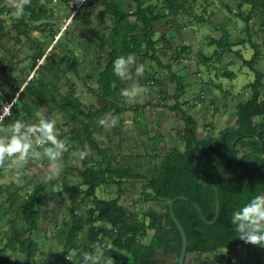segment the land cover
<instances>
[{
    "label": "trees",
    "instance_id": "trees-1",
    "mask_svg": "<svg viewBox=\"0 0 264 264\" xmlns=\"http://www.w3.org/2000/svg\"><path fill=\"white\" fill-rule=\"evenodd\" d=\"M131 1L133 5L122 0H83L82 7L89 8L96 3L103 6L97 21L99 28L94 33L98 41L92 47L95 54L98 53L96 64L93 71L84 76L80 75L78 69L79 54L62 33L58 36L50 35V42L37 37L30 39L32 52L26 64L27 72L33 70L30 77H27V73L15 75V61L4 60L0 55V114L3 103L12 101L11 112L2 116L0 124H7L15 119L34 123L39 120L38 113L45 112L51 118L55 110L61 113L63 120V123H57L59 135L67 137L70 142L65 159L76 144L80 149L85 145L91 149L89 155L80 160V180L62 182V191L69 199V217L56 230V240L61 248L55 252L51 249L41 251L46 264H55L52 259L56 255L63 257L70 251H74V255L67 264H79L83 253L93 250L97 241L105 248L101 264H105L108 259L112 260V264H155L153 257L163 246L179 254L181 236L169 214L168 201L177 195L187 196L200 206L208 221L212 220L215 193L205 177L212 180L218 190L219 213L213 223L204 221L187 200L177 198L172 204L174 215L186 234V250L203 254L224 247L244 245L246 242L239 237L231 223L232 209L251 196L264 192V70L257 68L262 51L252 38L250 25L251 14L256 7L264 9V0H236L237 11H233L228 4L224 5L244 22L246 42L253 50L248 59L239 49L232 48L227 27L212 24L203 13L194 11V5L200 0ZM244 3L250 5L247 12L241 9ZM14 7L9 10H14ZM4 12L5 0H0V36L6 34L7 28L3 19ZM181 13L199 23H210L220 31L219 37L209 38L208 45L214 46L211 55L207 57L202 51L199 52L203 60L209 61L213 56L219 58L227 51L234 52L241 64L253 72V79L249 82L250 96L236 103L234 123L217 130L212 123L206 124L202 136L197 134L199 123L191 114L194 103L190 109L182 107L181 97L187 86L184 75L176 74L171 67V62L183 59L191 47L182 43L174 55L163 63L157 54V43L164 40L165 35L153 37L155 22L164 19L175 22ZM43 14L39 0H28L24 14L12 25L18 30L15 38L18 39L21 34L28 35L30 27L26 19L37 21ZM131 15L135 18L133 22L129 19ZM240 42L245 40L241 39ZM58 48L61 50H57ZM90 48L91 44L88 43L85 50ZM128 52H135L137 60L147 57L158 67L169 71V78L175 82L173 103L159 105L175 111L182 121V127L176 132L177 141L169 144L164 151L156 147L163 134L153 131L148 137L152 152L147 154V159L142 163L121 164L112 161L109 150L104 149L95 138V132L103 128L104 125L99 121L106 110H112L117 118L124 111H132L140 134L146 135L148 132L144 109L151 102L145 100L137 107L125 104L124 96L120 94V89L125 84L112 70L113 60ZM65 65L70 67L76 78L82 80L86 90L102 100L100 109H94L80 99L77 84L67 77ZM222 74L235 77L233 71H224ZM88 80H93L96 87L89 85ZM64 87L66 88L63 90ZM254 117L258 119L255 121ZM63 125L66 128L62 130ZM165 136L168 139L172 137ZM199 147L206 151L196 156V171L193 160ZM93 152L99 155L98 163L95 162ZM1 170L2 166L0 172ZM129 178L142 179V200L163 202V210L148 207L146 212L140 214L123 205L120 202L121 185ZM102 185L117 186V196H98L96 190ZM1 194L6 196L0 201V263L39 264L36 254L40 251V242L33 233L41 215L42 185H35L27 196L20 197L17 190L0 184ZM3 218L6 228L2 231ZM149 230H153L151 237H148ZM17 253L23 256L20 263L13 259ZM216 257L219 264L228 263V257L224 253ZM258 264H264L262 257Z\"/></svg>",
    "mask_w": 264,
    "mask_h": 264
},
{
    "label": "rangeland",
    "instance_id": "rangeland-1",
    "mask_svg": "<svg viewBox=\"0 0 264 264\" xmlns=\"http://www.w3.org/2000/svg\"><path fill=\"white\" fill-rule=\"evenodd\" d=\"M73 1L69 0L67 3L63 0H39L44 11L43 17L37 21L26 19L25 21L30 27L27 32L28 35L21 34L16 39L15 35L18 30L12 25L19 20L21 15L17 16L14 10H9L14 7V0H5L6 12L3 13V19L7 28L6 34L0 36V55H2L4 60L15 61V67L17 68L14 72L15 75L27 73V77H30L33 73V70L27 72L28 68L26 66L32 52L29 42L31 38L47 39L50 42V35L55 34L58 36L60 33H62L63 37L69 39L74 51L80 56L78 66L80 75L84 76L85 73L93 71L96 64V55L98 54H95L92 48L95 42L98 41L94 33L99 28L97 21L103 6L100 3H96L89 8L82 6L74 8L70 5ZM122 1L126 4H128L127 2L134 4L131 0ZM225 4H228L233 11L238 10L236 0H200L194 5V11L203 13L212 24L227 27L230 32L229 41L233 44L232 48L239 49L241 54L248 59L253 50L246 42V35L243 31L244 22L229 12L225 8ZM132 5L131 8H134ZM241 9L247 12L250 9V5L244 3ZM251 16L252 38L258 43L262 51L257 68L264 70V9L256 7ZM129 19L132 22L135 20L132 15ZM46 22H49V24H45ZM212 24L207 22L199 23L182 13L177 16L175 22H168L164 19L154 24L155 32L153 37L157 38L161 34L165 35V39L157 43V54L163 63H166L174 55L182 43H186L191 47L183 59L173 60L171 67L176 74L181 73L184 75V81L187 86L185 94L181 97L182 107L190 109L189 107L194 103L195 106L191 107V112H193L199 123V136L205 133L206 124L212 123L213 128L217 130L234 123L235 105L238 101L245 100L250 96L249 82L253 79L252 70L247 66H243L240 58L234 52L227 51L219 58L213 56L209 61L201 58L202 56L199 55L201 51L207 57L212 53L214 46L208 45L209 38L220 36V31L214 29ZM90 38L93 40L89 41ZM241 39H244L245 42L241 43ZM88 43L91 44V48L85 50ZM57 50L61 49L58 48ZM138 62H143L146 65L143 74H134L132 79H122V81L125 86H129L135 80L144 85L145 90L132 100L124 97L123 102L135 107L142 104L145 100L151 102V105L144 109V120L147 123L148 132L146 135L140 134L134 123L133 112L130 110L124 111L117 118L115 125L111 127L104 125L101 130L96 131L95 138L104 149L109 150L108 152L111 154L114 163H142V161L147 159V154L149 155L152 152L150 149L151 141H149L148 137L153 131L162 133L163 136H172L169 139L166 136V138L162 136L159 139L156 147L164 151L169 144L177 141L176 132L182 127V121L175 111H170L159 105V103H173L172 94L175 90V82L169 78V71L158 67L153 60L147 57L140 58ZM64 68H66L67 77L76 82L77 95H79L80 99L92 108L100 109L102 100L86 90L82 80L73 75L70 67L65 65ZM224 71H233L235 77L223 76L222 72ZM87 83L96 87L93 80H88ZM62 84L63 87L65 80ZM262 90L264 92V87ZM113 116L115 115L112 110H106L103 118L110 122ZM210 117L213 118V121L207 122L206 120ZM51 118H55L57 123H63L61 113L55 110H53ZM257 119L258 117H254L255 121ZM65 128L63 125L62 130ZM63 138L70 145L67 137ZM79 149V145L76 144L75 149L70 152L67 159H65L64 152L62 157L64 166L58 175H52L53 167L46 156L30 160L23 168L2 166L0 184L17 190L20 197L27 196L35 185H42L41 215L38 220V226L33 233L34 237L40 242V251L36 254L39 264H46V261L43 260L44 254L41 251L46 252L51 249V251L55 252L61 248L56 240V230L58 225L69 217L70 206L69 199L61 187L63 180L69 182H78L80 180L78 174L81 166L78 156ZM93 154L95 162L98 163L100 161L99 155L95 152ZM121 189L120 202L129 209H134L140 214L146 212L148 207H153L158 211L163 210V202L154 203L142 200V179H125L122 182ZM96 193L104 198L115 197L118 194V187L115 185H102L96 190ZM5 196L6 194H1L0 201H3ZM1 225L3 231L6 228L5 218H3ZM257 245L245 243L240 246L224 247L209 253V255L224 253L228 257L227 264H258L260 257L264 260V253L262 256H257L255 250L262 248L260 245L256 247ZM73 255L74 251L68 252L63 257L56 255L52 262L55 264H67ZM13 259L20 263L23 256L17 253Z\"/></svg>",
    "mask_w": 264,
    "mask_h": 264
},
{
    "label": "clouds",
    "instance_id": "clouds-1",
    "mask_svg": "<svg viewBox=\"0 0 264 264\" xmlns=\"http://www.w3.org/2000/svg\"><path fill=\"white\" fill-rule=\"evenodd\" d=\"M26 3L28 0H14L15 15L24 14ZM112 64L113 72L122 79H132L134 74H143L146 67L143 62H138L135 52L117 56ZM144 90V85L133 80L129 86L120 89V94L132 100ZM5 108V114L10 113L12 102L9 101ZM38 116L39 120L34 123L15 119L7 124H0V166L23 168L30 160L46 156L53 167L52 175L59 174L64 166L63 154L70 145L59 135L55 118H50L45 112L38 113ZM99 122L111 127L117 123V117L113 116L110 122L101 118ZM90 151L88 145L79 149L80 160L85 159ZM230 220L243 241L264 247V192H259L235 206ZM104 254L105 248L97 241L93 250L83 253L79 264H101ZM105 264H112V260L108 259Z\"/></svg>",
    "mask_w": 264,
    "mask_h": 264
},
{
    "label": "water",
    "instance_id": "water-1",
    "mask_svg": "<svg viewBox=\"0 0 264 264\" xmlns=\"http://www.w3.org/2000/svg\"><path fill=\"white\" fill-rule=\"evenodd\" d=\"M206 151L205 148H201L199 147L194 155V160H193V165L196 171H198L197 165H196V156L200 153ZM234 167V162L232 165V168ZM206 180L209 181V183L212 185L213 189H214V193H215V211H214V215L212 220L208 221L203 212L202 209L200 208V206L191 198L184 196V195H177L172 197L171 199H169L168 201V211L169 214L171 216V219L173 220V222L175 223L180 236H181V248H180V252L178 254V256L176 254H172V260L171 263L172 264H187L188 262V258L191 256L192 258H194L196 260V263H200V264H219L218 261L216 260H208V259H201L199 256V253L197 251H193V252H189L186 250L187 247V239H186V234L185 231L182 227V225L180 224L179 220L176 218V216L174 215L173 209H172V204L174 202L175 199L180 198V199H184L187 200L190 204L193 205V207L197 210V212L200 214L201 218L206 221L207 223H213L217 217H218V213H219V196H218V190L216 185L214 184V182L208 178L205 177Z\"/></svg>",
    "mask_w": 264,
    "mask_h": 264
},
{
    "label": "flooded vegetation",
    "instance_id": "flooded-vegetation-1",
    "mask_svg": "<svg viewBox=\"0 0 264 264\" xmlns=\"http://www.w3.org/2000/svg\"><path fill=\"white\" fill-rule=\"evenodd\" d=\"M172 254H176L178 256L177 253L169 251L165 246L159 248L155 254V256L153 257L154 259V263L155 264H172L171 260H172ZM218 255V254H216ZM216 255L210 256L209 254H199L201 259H208V260H216L217 261V257ZM188 263L187 264H200V263H196V260L194 258H192L191 256L188 258Z\"/></svg>",
    "mask_w": 264,
    "mask_h": 264
},
{
    "label": "crops",
    "instance_id": "crops-1",
    "mask_svg": "<svg viewBox=\"0 0 264 264\" xmlns=\"http://www.w3.org/2000/svg\"><path fill=\"white\" fill-rule=\"evenodd\" d=\"M192 114H193V112H192ZM207 122H212L213 121V118L212 117H210L209 119H207L206 120ZM199 129V128H198ZM198 132H199V130H198ZM198 132H197V134H198ZM153 133H151V135H152ZM164 138H166L165 136H163ZM150 231H152L151 233H150ZM152 234H153V230H149L148 231V237H151L152 236ZM249 244V243H248ZM261 246V245H260ZM256 247H258V245L256 246ZM263 248V249H262ZM261 249H258V250H255V252H256V254H257V256H262V254L264 253V247H262ZM212 252H214V251H212ZM261 252V253H260ZM209 253H211V252H207V253H205V254H209ZM259 258V257H258Z\"/></svg>",
    "mask_w": 264,
    "mask_h": 264
},
{
    "label": "built area",
    "instance_id": "built-area-1",
    "mask_svg": "<svg viewBox=\"0 0 264 264\" xmlns=\"http://www.w3.org/2000/svg\"><path fill=\"white\" fill-rule=\"evenodd\" d=\"M82 2H83V0H74L73 2L70 3V5L74 8H78L79 6H81ZM7 103H8L7 101L3 103L2 113L0 114V117H2L5 114V111H6L5 106L7 105Z\"/></svg>",
    "mask_w": 264,
    "mask_h": 264
}]
</instances>
